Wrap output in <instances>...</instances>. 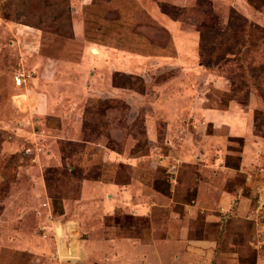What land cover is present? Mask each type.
<instances>
[{"label":"rangeland","instance_id":"obj_1","mask_svg":"<svg viewBox=\"0 0 264 264\" xmlns=\"http://www.w3.org/2000/svg\"><path fill=\"white\" fill-rule=\"evenodd\" d=\"M26 1L0 0V264H264V0Z\"/></svg>","mask_w":264,"mask_h":264},{"label":"crops","instance_id":"obj_2","mask_svg":"<svg viewBox=\"0 0 264 264\" xmlns=\"http://www.w3.org/2000/svg\"><path fill=\"white\" fill-rule=\"evenodd\" d=\"M60 87V88H59ZM62 87H66L65 85H62V84H54L53 86V90L57 91V90H60L62 89ZM51 88V87H50ZM43 96V98L41 97L40 101H39V108L36 109V111L39 113V111H45L46 110V113H48L47 115H49L50 117H57L59 120V125L60 126H63L64 124V120H61L62 118H60V114L58 113V110H60V113L63 111V108L61 107L60 105V102L62 103V100H63V96H61L60 94H57V97L54 95V94H48V95H45V98H44V95L43 93L41 94ZM67 95V94H66ZM61 96V97H60ZM223 115V114H222ZM222 115L220 117H222ZM226 116V115H225ZM227 118L229 116H226ZM64 132H66V129L64 128L63 129ZM74 134V133H73ZM71 136V135H70ZM87 185V188L85 189H89V186L87 183H83V189L84 187ZM84 189V190H85ZM108 191H111L112 189L108 186L107 188ZM106 188H105V192L107 191ZM233 196V195H232ZM111 202H107L106 204H104L103 207H106L107 208H110L111 207ZM137 250V249H136ZM129 256H132L131 259H135V261H137L138 259L141 260L140 258L141 257H137V256H140L138 255V252L137 251H134V253H130ZM149 257V256H148ZM146 258V261L147 263L151 262L153 263V258ZM196 257V256H195ZM150 259V260H149ZM142 261V260H141ZM232 262V261H231Z\"/></svg>","mask_w":264,"mask_h":264},{"label":"trees","instance_id":"obj_3","mask_svg":"<svg viewBox=\"0 0 264 264\" xmlns=\"http://www.w3.org/2000/svg\"><path fill=\"white\" fill-rule=\"evenodd\" d=\"M17 1H19V0H15V2H17ZM25 1V0H24ZM27 3H29V5L31 6H33L34 8V10H36V12L39 14L40 12H42L43 10H44V7H42L41 5H42V3L41 2H43L42 0H27L26 1ZM20 4V3H19ZM38 4V5H37ZM57 4H55V6H56ZM53 9H54V11L56 10V12H58V10H59V7L57 6V7H55L54 8V6H53ZM31 16H32V14H30Z\"/></svg>","mask_w":264,"mask_h":264},{"label":"built area","instance_id":"obj_4","mask_svg":"<svg viewBox=\"0 0 264 264\" xmlns=\"http://www.w3.org/2000/svg\"><path fill=\"white\" fill-rule=\"evenodd\" d=\"M25 82V79L19 77V76H15L14 77V83H15V86H21L23 83Z\"/></svg>","mask_w":264,"mask_h":264}]
</instances>
